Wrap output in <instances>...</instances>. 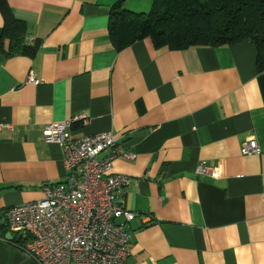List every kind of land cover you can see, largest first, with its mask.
I'll use <instances>...</instances> for the list:
<instances>
[{
    "label": "crops",
    "instance_id": "crops-1",
    "mask_svg": "<svg viewBox=\"0 0 264 264\" xmlns=\"http://www.w3.org/2000/svg\"><path fill=\"white\" fill-rule=\"evenodd\" d=\"M118 1L7 0L27 23L25 43L37 47L9 52L7 39L0 48V264H37L4 212L65 180L63 148L46 142L44 129L82 112L88 118L74 122L75 137L111 130L137 155L113 164L132 178L123 196L134 212L125 264H264L256 45L171 49L146 37L119 49L109 28ZM121 1L146 13L154 0ZM250 141L261 154L242 153ZM200 165L219 176L198 173Z\"/></svg>",
    "mask_w": 264,
    "mask_h": 264
},
{
    "label": "built area",
    "instance_id": "built-area-1",
    "mask_svg": "<svg viewBox=\"0 0 264 264\" xmlns=\"http://www.w3.org/2000/svg\"><path fill=\"white\" fill-rule=\"evenodd\" d=\"M29 81L40 82L34 75ZM87 118L82 112L45 126V141L63 148L65 180L46 184L43 198L4 212L5 225L22 234L23 249L37 264H125L130 254L134 212L124 205L123 196L132 178L114 172L113 164L119 157L133 160L137 155L124 150L111 130L75 137L74 122ZM5 127L12 129L11 124ZM241 151L258 155L261 147L250 141ZM197 172L219 176L205 165Z\"/></svg>",
    "mask_w": 264,
    "mask_h": 264
},
{
    "label": "trees",
    "instance_id": "trees-1",
    "mask_svg": "<svg viewBox=\"0 0 264 264\" xmlns=\"http://www.w3.org/2000/svg\"><path fill=\"white\" fill-rule=\"evenodd\" d=\"M3 26L0 48L8 39L9 52L33 54L24 38L27 23L15 17L7 0H0ZM110 33L117 48L150 37L158 47L184 49L197 45L234 44L251 39L257 47V67L264 71V0H154L149 12L138 13L115 3Z\"/></svg>",
    "mask_w": 264,
    "mask_h": 264
},
{
    "label": "water",
    "instance_id": "water-1",
    "mask_svg": "<svg viewBox=\"0 0 264 264\" xmlns=\"http://www.w3.org/2000/svg\"><path fill=\"white\" fill-rule=\"evenodd\" d=\"M13 236H11V233H10V236H7V239L8 240H11Z\"/></svg>",
    "mask_w": 264,
    "mask_h": 264
}]
</instances>
